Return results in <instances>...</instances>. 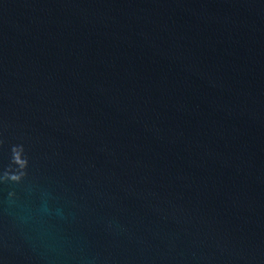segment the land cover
<instances>
[{"label":"water","instance_id":"water-1","mask_svg":"<svg viewBox=\"0 0 264 264\" xmlns=\"http://www.w3.org/2000/svg\"><path fill=\"white\" fill-rule=\"evenodd\" d=\"M0 264H264V0H0Z\"/></svg>","mask_w":264,"mask_h":264}]
</instances>
